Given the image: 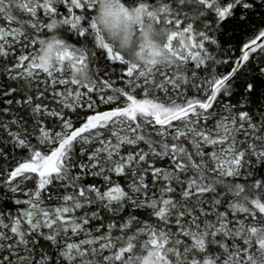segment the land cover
Masks as SVG:
<instances>
[{"label":"snow or ice","instance_id":"6c2138e0","mask_svg":"<svg viewBox=\"0 0 264 264\" xmlns=\"http://www.w3.org/2000/svg\"><path fill=\"white\" fill-rule=\"evenodd\" d=\"M0 264H264V0H0Z\"/></svg>","mask_w":264,"mask_h":264}]
</instances>
